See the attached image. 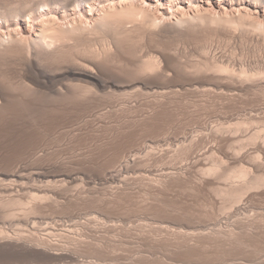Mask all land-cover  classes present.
Masks as SVG:
<instances>
[{
  "label": "rangeland",
  "instance_id": "374dc122",
  "mask_svg": "<svg viewBox=\"0 0 264 264\" xmlns=\"http://www.w3.org/2000/svg\"><path fill=\"white\" fill-rule=\"evenodd\" d=\"M138 2H140V1L139 0L137 2H136V0H127L126 1V3L130 4L131 6L137 4ZM155 2H156V0H155ZM213 9L214 8L210 7L209 8L210 11L208 10L209 13L207 12L205 17H207V18L209 17L210 19H215L218 15H220V13L217 12L218 11L217 9H214V10ZM198 10L202 12V10L200 8L196 9V11H198ZM227 10L228 11L224 12V15H226V17H227V18L223 19L224 21H226L228 19V16H229V19H231L233 16L237 15L236 11H233L229 8ZM230 11H231V13H230ZM180 13L185 14V16L190 15V11L182 10V12H180ZM230 16H232V17H230ZM211 17H213V18H211ZM218 17H220V16H218ZM218 17H217V19H218ZM158 18H159L158 21L163 20V19L160 20V18H161L160 16ZM250 18L253 20L251 21ZM250 18L245 19L244 21L237 23V25L243 23L242 26L241 25L235 26L236 24H234V23L230 24L229 25L230 28L227 25V22L229 24L230 20L229 21L227 20L226 22H224V26L227 25L228 27L227 26H225V27L228 29L224 28L223 23H222V24H220V25H222L221 26L222 28L219 27V28H221V30H219V28H218L219 24H218V26L216 28H217L218 32H221V34H218L217 32H215L216 30L214 31L212 28H211V31L213 30L215 33L211 34V32L209 31L210 30V28H209L207 30V32H206V30H204L202 33H198L195 35L193 34L190 37L189 36L184 37V39L182 37V40L179 39L180 42L178 39L173 40V41L167 39L166 41H163L161 43H159V42L158 43L157 42L151 43L147 39L145 40V38L138 37V35L130 37V40H128V41L126 39H124V41L125 40L126 41L125 42L123 41L120 43L119 50H117V52L115 53V55L117 54L116 58L113 57V60L117 61V62L115 61L116 63L112 62L114 64V67H113L112 63L110 64L112 67L109 65H108L109 67H107V66H105V68L103 67L102 71L100 69V75L102 74V77L105 74L109 75V76H104V78L105 77H106L105 79L113 78L112 80H114L115 78L118 77L115 73H117L118 75L120 73L119 77L115 80L116 81L118 80L119 82H120V79H122L121 82L126 81L124 78H126V76L128 74H126L125 72H127L130 69V65H128L130 63V57H129L130 56V54H129L130 49L132 51L133 50L132 48L134 47L135 48L134 51L137 50L136 52H138L139 57H141L143 59H145V58L147 59L149 57L148 59H150V57L151 58L154 57V55H155L154 52L156 50L159 51L160 45H161L162 49L166 48V47L167 48L171 47L174 49L177 48L176 50L178 52L179 57H181V60L190 66H194L196 63L199 64V63L205 62L209 57H213L215 55L219 58L225 57L224 58L225 60H226V58L228 60H231L233 65H236L235 67L237 70L241 69L239 67H242L243 69H246L248 71L251 70L250 68H253L251 70V73H253V72L255 73L256 70L258 72V71H260L259 68H261V71L264 72V46H263L264 41H261L262 42L261 44L258 41L256 42V40L254 42V40L252 41V39H251L252 36L250 35V37H251L250 38L248 35V34H254V32L256 33V31L259 28H261L260 26L264 23V20H262V18H258L256 16H254V15L252 17L250 16ZM247 20H250V21H247ZM249 22H250V25H253V22H254V26L256 25L255 28H254V26H252V27L250 26V29L247 28L249 26ZM246 23H247V25H245L246 27L243 26ZM258 23L261 24L259 26V28H258V25H259ZM236 27H238L237 29L239 31L236 29ZM240 27H241L242 31L240 30ZM243 27H244V29H243ZM216 28H214V29H216ZM231 28H233L234 30L236 29L238 31V33L243 32L245 34V36H244V34H243V36H241L242 34H237L238 37H235V34L233 33L232 35H234V37L236 38V41H235V38L233 36L232 37L234 39L230 35L228 36V34L224 33V31L227 32ZM252 28H254V30L255 29H257V30L254 31ZM245 29H247V32ZM231 31L232 30H230V32ZM237 31H234V32H237ZM248 32H250V33H248ZM204 33H207V34H204ZM216 33H217V35L214 36ZM257 33L258 34L261 33V30L259 32L257 31ZM0 34H1L0 39L7 38L6 34H2V33H0ZM2 35H4L5 38H4V36L2 37ZM221 35H222V37L224 35V37L222 38ZM205 36H206V38H205ZM240 36L242 38H240ZM131 39L133 40V42ZM137 40H138V42H137ZM129 41H131V42H129ZM246 41H248V42H246ZM208 42H210V44ZM218 42H219V44H218ZM251 42H252V44H251ZM129 43H131V45ZM226 43H227V45H226ZM236 43H238V44L236 45ZM144 44H145V47H144ZM172 44L175 46H172ZM125 45H126V47L127 46L128 47L127 48L124 47ZM162 45H164V46L162 47ZM205 45H206V47H205ZM253 45H254V47H253ZM129 46H131L132 48H129ZM201 48H202V50H201ZM211 48H212V50H211ZM162 49H160V50H162ZM121 50H123V51H121ZM140 50H141V52H140ZM208 50H210V53L206 54L208 52ZM119 51H120V53H118ZM202 51L204 53L206 52L205 53L206 55L205 54L203 55ZM125 52L127 55L125 54ZM139 52H140V55H139ZM220 53H222V54H220ZM123 54H124V57H123ZM141 55L144 57H142ZM119 59H121L122 65H121V61L118 64ZM128 60H129V62H127ZM124 62H125V64H124ZM126 62L128 64H126ZM190 62H192V63H190ZM126 68H127V70H126ZM105 70L110 71V72H112V70H113V72L108 74V72H106ZM129 71H128V73H129ZM111 75H114V76L110 77ZM115 75L117 77H115ZM121 75H123V77ZM129 75H130V73H129ZM129 75L127 77L130 80ZM177 78H178V80H177ZM173 79L174 80L176 79L179 83L177 81L175 82ZM173 79L170 81L168 80L167 85L170 83L169 85L171 86V84L173 82H175L174 85L175 84H181L182 83L181 80L182 81L184 80L180 77H174ZM253 92H255V91L248 92L246 95H243L239 98L238 97H236V98L235 97H233V98L232 97L222 98L219 95H216L215 93H212V94L210 93V94H206V95L201 94L200 95L199 93L197 94V93H193L190 91H186V93H187L186 94L185 91H182V92L177 93L179 96L175 95L176 94L175 92L173 94H171V96H169V98L164 101L165 103L164 102H157L154 99V97L151 95H150L151 97L149 95H148L149 97L146 95V97H148V98H146L145 95H143L144 97H142V95H139V96L134 95V96H136V97H134V96L129 95L130 93H127L129 96L125 95L126 97L124 96L125 97V98L123 97L124 99L121 98L122 99L121 100L119 98L120 100H116L117 98L115 96L111 95L112 96L111 97L110 95H105V97H102L104 94H100L101 96L98 95L99 97L94 96V100H96V101H94L93 97H91V96H89V98H92V99H88V97H84L86 99V102H84L85 101L84 98H81V97H77V98L75 97L74 98V96H70L69 98H67L65 100H60V101H58V100L54 101L53 100L54 102H56L55 103L56 107H55V105H53L54 104L53 101H50L49 102L50 104H48L46 101H43L42 99H40L41 101H39V98H37L38 100L36 98H34L33 99V100H35L34 103L32 100L30 102L32 105L30 103H29V106L27 105L30 108L32 107V110L28 109L27 106H26V109L23 106L22 107L24 109H21L22 107H20V105H17V106L15 105L16 110H14V105H13L12 106L13 109L12 108L11 109L14 112L13 111L6 112L7 113L6 117H3V115L6 114L4 112V114L0 118V163H1L0 167H4V165L6 167L7 165H9L10 162L16 160V158L17 159L20 158L21 154L23 156L25 154L26 148L28 147V144H29V146L31 145L30 147H34L35 144L38 145L42 142H45L46 137H47V142L50 143L49 149L51 151V155H52V153L54 155V156L52 155V157H50V159L48 161L49 162V170L50 171L52 170L51 171L52 174L50 171L49 172H50L51 176L54 174V176H52L53 181L57 180L59 178L58 176H60V178L58 180H60V179L64 180L65 179V181H64L65 183L64 182L59 183L58 184L59 187L58 186L54 187L49 192H46L49 196L45 195V197L47 196V198L50 197L52 199H48L47 201L45 199L46 202L43 200L42 202H45L44 204H41L42 202H39V203L35 202L36 203L35 204L34 201L31 200V198L29 199V197L32 196V194L28 195V197H27V195L26 196H24V195L15 196L16 199L18 197L17 200H19V201H20V199H22L21 205L19 204L20 203L19 202L18 203V205H20L19 208H18V205L16 204L14 206L15 207L14 209H13V207L8 209L7 210L8 212L12 211L11 213H13V214L15 213V215H14V217L12 216V218L11 217L8 218L7 223L5 225H0V226L4 227V230L8 234L14 235V234L19 232L20 234L22 233L23 235H26V236L29 233L34 232V230L36 228L37 229L35 230V232H39V234H41V236L46 235L47 231L45 232V230H47L48 227L49 228L51 227L50 229H52V231L54 229H58L57 231L56 230L53 231V232L56 231L55 233L52 232L54 234V235H52L54 238L51 236L52 240L54 239L55 244H57V245H55L53 242L52 247L55 250L59 251L58 253L60 256H67V257H65V258L61 257L60 258V256L56 257V256H53L50 254H48V256H47V254H37V253L35 255V253L31 254V252L27 253V251H22V250H21V252H20V250L16 251V253L19 252V254H16L15 252H14L15 254H13V252L12 253L11 252L9 253L7 251L5 252V250L3 251V249L0 248V264H134V263L135 264H253V263L255 264L254 259H256V257L254 258V256L256 254H255L254 250L258 249L259 246H261V243L263 245V243H264L263 239H262V241H261V239H254L256 241L255 242V241H252L251 238H247L248 240L246 239L247 240V242H246V240L242 241V238H239V241L236 240V242H233L236 245H234V244L231 245L232 242L230 244V242L228 243V242L223 241L221 239L220 240H217V239L212 240L209 238L207 239V238L201 237L202 241H201V239H199V240L197 239L199 241V244H198V241L193 242L189 239V237L185 236L186 232H188L187 234H190L189 232H191V231L194 232L195 228L198 227L199 225H205L209 228L215 227L217 229V228L221 227V229H223V228L226 229V228H229L231 225L236 224L238 221H241V219L247 220L250 218H252V219L254 218L255 221H257V222L264 221V189L263 188H262L263 190L260 189L261 192L259 191L258 192L259 194L254 192V194L255 195L257 194L258 196L253 195V198H250L251 196L246 197V198H250V199L245 198L248 201H243V202L244 203L248 202V204H247L248 206H246V209H244V208H238V207L233 206L229 202L228 199L226 200L224 198L223 199L217 198V197L215 198V196L211 195V193H210L211 191L209 192V189L207 190V189L203 188L202 186H195L196 184L194 182L191 183V181L189 182V180H188V179H190V180L193 179V181H194L195 178L197 180L199 178L200 180L206 179V181H207V179H208L207 182H209V183L214 182L215 183L214 185H216V186L218 185V188H219V186L225 187L226 183L223 182V180H221V182H220V180L217 178L218 177L217 175H216L217 176L216 178L219 180V182H218V180L216 181V179L214 177L215 175H213L211 177H210V175L206 176L205 172L207 171V169H211V168H215V167H219V169H221L223 171H225L227 168L233 167L231 165L230 161L228 159H226V154H225L227 152L229 146H231L233 149L235 148L238 151H240L239 149L242 148L240 151L241 153L243 152L242 155H246V154L249 155V153L252 154V152H253V154L255 153L254 154L255 156L261 154V153L257 154L256 152H257V149L260 150V148H258V147L262 146V144H263L262 142H264V94L260 93V92L258 93L257 91H256V93H253ZM188 93H190V94H188ZM214 94L216 95V97ZM258 94H261L263 96H261V95L259 96ZM175 96H177V98H173ZM80 98L82 99V100H79V102L82 101V102H80L81 105L78 103L80 106L79 105L77 106V104H74V105L72 104V103L78 102V99H80ZM105 98H107V99H105ZM129 98H131V99H129ZM149 98L150 99L152 98V99L150 100ZM240 98H242V99H240ZM245 98H246V100H245ZM153 99L155 101H153ZM66 100H67V102H66ZM68 100L69 101L72 100V102L68 103ZM90 100L97 105L96 108H95L94 103H92L94 107H91L92 104L90 103L91 102ZM38 101L40 103V106L38 105L39 103H36ZM113 101H114V103H113ZM116 101L121 102L119 104V106H118V102L116 103ZM123 101H124V104H123ZM150 101H151V103L152 102L153 103L151 104ZM41 102H42V104H41ZM44 102H46L47 104ZM64 102H66V103H64ZM83 102L85 103L86 106L88 103L89 107L88 106L86 107ZM109 102H111V103H109ZM125 102L127 105L125 104ZM143 102L145 104L146 103L147 104L145 105ZM155 102H156V104H155ZM253 102H255V103H253ZM62 103L65 104V107L61 106V105H63ZM35 104H36V106L33 107ZM57 104H60V105L57 106ZM107 104H110V105L107 106ZM111 104H113V105H111ZM116 104H117V106H115ZM121 104H122V106H120ZM47 105H49V106H47ZM139 105L140 106L145 105L146 107L145 106L140 107ZM150 105H155V106L151 107ZM37 106L40 109H38ZM41 106H43L42 107L43 109H41ZM82 106L85 109L88 108L90 111H88V109L85 111L84 108L82 110ZM106 106L108 107V109ZM109 106H111L112 108ZM127 106H128V108H127ZM160 106H161V108H160ZM113 107L116 110V112L113 109ZM115 107L116 108L124 107V108H119L123 111V114L126 113V114H124V117H123L122 111L120 112V110L116 109ZM134 107L136 108L135 110H134ZM34 108H36V109H34ZM73 108L76 110H74ZM97 108H99L101 112L99 111V109L96 110ZM129 108L133 109V110H130ZM145 108H148V109L151 108V109L147 110ZM153 108H155V109H153ZM156 108H157V110H156ZM27 109H28V111H27ZM47 109L49 111H47ZM102 109L104 111L107 109V111H105V113H103ZM128 109H129V111H127ZM16 111L17 112L18 111L19 112L24 111L22 113L25 114V112H26V114L24 115V114H21L19 112H18L19 114H16L17 113ZM83 111H85V112H83ZM111 111H113V112H111ZM131 111H132V113L134 111H137V114H141V112L144 111V113H147V115L150 117L147 116L148 118L146 117V119L144 120V123H141L136 128L130 122V119L133 117V115L130 114ZM10 112L11 113L13 112V113L11 114ZM29 112H31V114ZM32 112H33V115H32ZM41 112H42V114H41ZM106 112L109 114H106ZM150 112H151V114H150ZM8 113H10V114H8ZM83 113L84 114L88 113L89 117L86 115L84 116ZM93 113H94V115H93ZM102 113H103V115H102ZM114 113H116V114H114ZM118 114L120 116H118ZM128 114H129V116H127ZM19 115H20V117H18ZM22 115H24V116L22 117ZM96 115H98V116H96ZM121 116L123 117V119ZM127 117L128 118L130 117V119H128L126 121L125 118H127ZM76 119H80V120H76ZM83 119H85V120L83 121ZM118 120H121V121H119L120 124L124 123V122H125V124H122V126H120ZM75 121H80V122L76 123ZM103 122H106V123H103ZM126 122H130V123L127 124ZM145 122H147V123H145ZM166 122H168V123H166ZM258 123H260V124H258ZM126 124H127V126H126ZM139 126H141V127L139 128ZM143 126H144V128H143ZM167 126L168 127L170 126V127L168 128ZM164 127L168 128V129H164ZM209 128H211L212 130H214L215 128L217 130L221 129L219 131L220 132L222 131L221 133H224V135L226 134L225 136H227V137L233 136V138H234V139H232L233 142L228 143V144L219 143V145H218V141L216 143V141L213 140V138L210 136V134H211L210 131H212V130ZM49 129H50V131H48ZM247 129H249V130H247ZM53 130H54V132H53ZM161 130L163 132L164 131L165 132L162 133ZM60 131H62V132H60ZM253 131H254V133H253ZM195 132L198 134H196ZM167 133H168V135H172V136H169L170 138L172 137L171 139L168 137V139L172 140L171 143H169V144L167 143L168 145H166L162 148L157 147L158 145L156 146V144H157L156 141L159 140L162 135H166ZM55 134H56V136H55ZM188 134H189V136L191 134L190 137H192V138L197 137V139L195 141L196 144H194L195 147L193 148V149H195L196 152L200 153L201 152L200 150L202 149V153H203V149H205V150L207 148L210 149V151L207 153V155L202 157L204 159L203 162H204L205 166L203 165L200 168H197L196 170H194V169L191 170V167L188 166L194 160L192 158L193 156H190V159H187L188 161L186 159L183 160V159H179L176 157L178 152L176 153L175 150L179 151L178 149L181 148V146H182L181 141L178 142V139L182 140V136H186V135L188 136ZM193 134H194V136H193ZM247 134L249 136L252 134H256L258 139L256 140L255 144L253 142H250L249 140H247L248 139ZM43 135H44V137H43ZM50 137L53 139H51ZM43 138H44V140H43ZM38 139L41 141H39ZM55 140H57V141H55ZM145 141H146V143H148V145H154L157 148L154 150V152L152 154L153 157H150L151 160L149 159L150 160L149 166H152L151 169H154V170L157 169V171L160 172L164 169L173 168V166H174V168L182 169L180 171H184V174H183L184 176H181L182 178L180 177V179L178 178V181L176 180L174 182L178 188L176 187V185L173 186L174 189H173V187H171L172 189H170V188L166 189L167 187H164L163 188V190H164L163 195H162V193H160L161 196L159 194L158 197L155 195L156 193L152 196L153 193H151L152 192L151 188H149V190L146 188H145L146 189L145 190L142 187L140 188L138 184L142 179L139 180V178L134 179L138 183V184H136L138 189H137L136 185L134 186V190L131 189L133 192L129 189L130 188V167L126 172H123L119 176V180H123V181L127 180L128 181V183H129L128 187L123 186L121 188H117L118 186L120 187L121 184L116 185L115 183H112V184L107 183L105 181V177H104L105 176L104 173L106 170L113 169L112 167L118 168L119 164L118 163H117V165H114V164H116L117 157L123 151L124 147L130 148L131 145H138L140 143H145ZM60 142H61V144H60ZM149 143H152V144H149ZM241 143L243 144V146H241L242 145ZM51 144L54 146H51ZM203 145H204V147H203ZM169 147H170V149H169ZM212 147H214V148H212ZM226 147H227V150H226ZM121 149H122V151H121ZM57 150H59V151H57ZM160 150H162V151H160ZM197 150H199V151H197ZM224 151H226V152H224ZM93 152H94V154H93ZM222 152H224V153H222ZM259 152L260 151H258V153ZM175 154H176V156H175ZM164 156H166V157H164ZM4 158H5V160H4ZM260 158L262 159L261 163L262 162L264 163V156L260 155ZM1 160H2V162H1ZM3 160L5 161V163L7 162L6 163L7 165L4 163ZM175 160H176V163H175ZM35 163L38 166L39 163H40V165H42L43 162L35 161ZM36 164H34V165H36ZM240 165H242V164H237L236 166H240ZM243 165H245V167L249 168V165H247V163H245ZM50 167H51V169H50ZM202 168H204V170ZM252 170H253L254 174H258V173H256V170H254V168ZM54 171H57V172H54ZM220 172H222V171H220ZM203 173L205 175L204 177H206V178H204L203 176H202L203 178L201 177V175H203ZM260 173L264 174L263 171H260ZM67 174H68V176H75V177L77 175L76 178H78L77 179L78 181L70 184L69 182H67L68 180H66ZM71 174H73V175H71ZM157 174H159V173L156 172L155 175H157ZM185 175L187 176L188 179L186 178ZM190 176H193V178ZM210 178L211 179L214 178L212 180L213 182L211 181ZM184 181L186 183L187 182H189V183L186 184ZM216 183H218V184H216ZM63 184H65L64 187L67 188L68 190L67 189L65 190V188L63 187ZM66 185H68V186H66ZM60 186L62 187V191H61ZM212 187L215 188L214 186H212ZM224 187H221V188H224ZM127 188L129 189L128 191H126ZM118 189H120V191L122 189L123 190L125 189L124 193L122 192L123 190L120 192ZM56 190H58V191H56ZM206 190H207V192H206ZM115 191H117V192H115ZM176 191H178V192H176ZM198 192H199V194L197 195ZM44 193H38V196L41 195L44 197ZM51 193H52V196H51ZM147 193L149 196L147 195ZM33 194L36 195V192L35 193L33 192ZM113 194L115 195L114 200L112 198ZM124 194H127V195H124ZM251 194H253V193H251ZM143 196L145 199L143 198ZM8 197H6L5 195H1L0 199L3 198L2 200L7 201V200H9V199H6ZM9 198H11V197H9ZM117 198H118V201H117ZM157 198H158V200H157ZM28 200L31 201L32 203L28 204L27 203ZM49 200H51L52 202ZM54 200H56V201H54ZM147 201L149 202V204ZM55 202H56V204L58 203V205H56ZM224 202L227 204H230L229 206H231V207H227L226 206L227 204H225ZM33 203L35 205H37V203H38V205H40V204L43 205V206H41L42 207L40 210L41 213L38 211L37 212L38 215L36 214V217H38L37 219L34 217L35 216L34 214L30 215V217H29V219L31 218V216L33 218H35V219L31 218L35 224L31 220L29 222L26 221L25 219L28 218V216L26 215V213H24V211L27 212L29 205L31 206ZM52 203H53V205H52ZM220 203H221V205H224L228 209L226 208L224 211L218 210L220 207ZM23 205H24L25 209L27 208L26 210L24 209ZM213 205H214V207H213ZM57 207H59V208H57ZM42 210H43V212H42ZM245 212H247V213H245ZM24 216H26V218ZM259 218H260V220H259ZM261 218H263V219H261ZM232 223H234V224H232ZM6 225H8V226H6ZM167 226L169 228H167ZM57 232H59V233H57ZM142 232H144V233H142ZM167 232H169V233H167ZM181 232H183V233L185 232L184 233L185 235H183V233H181ZM172 233L175 236V237L173 236V238L175 240L166 241L167 236H169ZM177 233H178V237H177ZM180 233L182 236L179 235ZM138 234H140V235H138ZM160 235H161V237H160ZM141 237H142V239H141ZM143 239H145V241ZM151 239L153 240V242H151L152 241ZM164 240H165V242H164ZM181 240H183V241L181 242ZM188 240H189V242H188ZM204 240H206L207 242ZM209 240H211L210 241L211 243L209 242ZM175 241H176V243H174ZM214 241L219 242L220 244H218V243L215 244ZM186 242L188 245L186 244ZM168 243H170V244H168ZM189 243L191 245L192 244L193 245L191 246ZM196 243L198 246L196 245ZM227 243H228V245H227ZM248 243L251 245H249ZM173 244L174 245L178 244L180 248L177 247L178 245L174 246ZM200 245H202V246L200 247ZM229 245L232 247H230ZM242 245H243V247H242ZM172 246H174V247H172ZM181 246H182V248H181ZM186 246H187V248H185ZM207 246H208V248H207ZM204 247L206 250H203ZM254 247H258V248L253 249ZM246 248H248V249H246ZM59 249L62 250L66 254H68L69 252L70 253L68 255H61L63 252L60 251ZM251 249L253 252L251 251ZM22 252H23V254H22ZM42 255H45V256L42 257ZM136 261H138V262H136ZM252 261H253V263H251ZM262 264H264V263H262Z\"/></svg>",
  "mask_w": 264,
  "mask_h": 264
},
{
  "label": "bare ground",
  "instance_id": "6f19581e",
  "mask_svg": "<svg viewBox=\"0 0 264 264\" xmlns=\"http://www.w3.org/2000/svg\"><path fill=\"white\" fill-rule=\"evenodd\" d=\"M126 1L127 0H0V33L7 35V38H5L4 35H2V37L4 36L5 39H0V118L4 114V112L6 113V112H9V111H13L12 110L13 109L12 108L13 105H14V110H16L15 109V105L16 106L20 105V107L23 106L26 109V106L27 105L29 106V103L34 98H36V99L39 98V101H41L40 99H42L43 101H46L48 104H50L49 103L50 101H53V100L54 101L55 100H58V101L65 100V99L69 98L70 96H74V98L75 97L76 98L77 97H81V98L88 97V99H92V98H89V96H91V97H93V100H94V96H98L100 94H104L102 97H105V95L115 96L117 98L116 100H120L125 95H128L127 93H130L129 95H131V96L142 95V97H144L143 95H145V97H146V95L147 96L151 95V96L154 97V99L157 102H164L174 92L176 93L175 95H178L177 93L182 92V91H185V93H186V91H190V92L197 93V94L199 93L200 95L201 94H203V95L205 94L206 95V94H210V93L211 94L215 93L216 95H219L222 98H229V97H232V98L233 97H235V98L238 97L239 98V97H241L243 95H246L248 92H251V91H255L253 93H256V91H257L258 93L260 92V93L264 94V72L261 71V68H259L260 71L257 72V70H256L255 73L254 72L251 73V70L253 68H250L251 70L248 71L246 69H243L242 67H239L241 69L237 70L236 67H235L236 65H233L231 60H228L227 58L225 60L224 59L225 57L224 58L223 57L219 58V57H217L215 55L214 56L212 55L213 57H209L207 60L205 59L206 60L205 62L201 61L202 63H199V64L196 63L197 65L195 64L194 66H190V65H187L185 62H183L181 60V57H179L178 52L176 50L177 48L174 49V48H171V47L168 46L169 48L166 47V48L162 49L161 45H160V49H162V50H160V49H159V51L156 50L154 52V54H155L154 57H152V58L150 57V59H148L149 57L147 59L146 58L143 59V58L139 57L138 56V52H136L137 50L134 51L135 48L134 47L132 48L131 46H129V48L133 49L132 51L130 49V53H129L130 54V56H129L130 57V63L129 64L127 63V62H129V60L126 62V64L130 65V69H129L130 71L128 70L130 75H129L128 71L125 72V73L130 76V80L127 77L128 76L127 75L126 78H124L126 81H122L121 82L122 79H120V82L118 80H117L118 81L117 82L115 79H117L119 77L120 73L118 75L115 72L114 73L118 77L115 75V77H117V78H115L114 80H112L113 78L110 79L109 77H108L109 79H105L106 77L104 78V76H109V75L105 74L103 77H102V74L100 75V69L102 71L103 67L104 68H105V66L109 67V66H111L110 64L112 62L116 61V60L115 61L113 60V57L116 58L117 54L115 55V53L117 52V50H119L120 43L123 42L124 39H126L128 41V40H130V37L138 35V37L145 38V40L147 39L151 43L152 42L161 43L163 41H166L167 39L168 40H172V41L173 40H177V39L178 40L179 39L182 40V37L184 39V37H187V36L190 37L193 34L195 35V34H198V33H202L204 30H206V32H207V30L209 28H210L209 31L211 32V34L215 33V32H217L218 34H221V32H218L216 27L218 26V24H219L218 28L221 27L222 25H220V24H222V23H223V26H224V22H226L227 20L228 21L230 20L229 24L227 22L228 26L230 24H233V23L236 24L235 26H238V25L242 26L243 23L238 24V25H237V23L238 22H242L245 19H249L250 16L252 17L253 15L258 17V18H262V20H264V0H158V1L156 0V2H155V0H139L140 2H138L137 4L132 5V6L130 4H128V3H126ZM137 1L138 0H136V2ZM210 7L218 10L217 12L220 13V15H218L220 17L217 16L218 19H217V17L215 19H210L209 17L208 18L205 17V15L207 14V12H208ZM199 8L202 10V12L199 11V10L196 11V9H199ZM228 8L233 10V11H236L237 15L233 16V17L230 16V17H232L231 19H229V16H228V19L226 21H224L223 19L227 18L226 15H224V12L228 11L227 10ZM182 10L190 11V15H186L185 16V14H181L180 12H182ZM230 13H231V11H230ZM159 16L161 17L160 20L161 19H163V20L158 21L159 20V18H158ZM211 18H213V17H211ZM252 20L253 19H251V21ZM247 21H250V20H247ZM227 25H225V26H227ZM245 25H247V23L244 24L243 26H245ZM260 25L261 24L258 25V28H259ZM225 26H224V28H226ZM250 26L251 27L254 26V22H253V25H250V22H249V26L247 28L250 29ZM255 26H254V28H255ZM260 27L261 28H259L258 30L257 29L254 30V28H252V29L254 31L257 30L258 32L261 30V33L258 34L257 31H256V33L254 32V34H248V33L251 32L250 31L247 34L249 35V37H250V35L252 36V38L250 37L252 39V41L254 40V42H255V40H256V42L258 41L261 44L262 43L261 41H264V23ZM211 28L214 31L215 30L216 31L214 32L212 30L213 31L212 32ZM214 28H216V29H214ZM221 28H219V30H221ZM229 28H230V26H229ZM237 28L238 27H236V29ZM226 29H228V28H226ZM236 29L234 30L233 28H231L230 30L237 31L238 29L237 30ZM243 29H244V27H243ZM230 30H228L227 32L224 31V33L228 34V36L230 35L231 37L232 36L234 37V35H232L233 33L235 34V37H238L237 34H242L241 36H243V34H244L243 32L242 33H240V32L238 33L239 30L237 32H234V31L230 32ZM240 30L242 31L241 27H240ZM245 30L247 32V29H245ZM217 33L214 36H216ZM204 34H207V33H204ZM241 36H240V38H242ZM244 36H245V34H244ZM221 37H222V35H221ZM223 37H224V35H223ZM205 38H206V36H205ZM235 41H236V38H235ZM129 42H131V41H129ZM132 42H133V40H132ZM137 42H138V40H137ZM179 42H180V40H179ZM246 42H248V41H246ZM208 43L210 44V42H208ZM129 44L131 45V43H129ZM218 44H219V42H218ZM237 44L238 43H236V45ZM251 44H252V42H251ZM226 45H227V43H226ZM163 46L164 45H162V47ZM172 46H175V45L172 44ZM124 47H126V45ZM144 47H145V44H144ZM205 47H206V45H205ZM253 47H254V45H253ZM201 50H202V48H201ZM211 50H212V48H211ZM121 51H123V50H121ZM140 52H141V50H140ZM140 52H139V55H140ZM118 53H120V51ZM205 53L203 52V55ZM209 53H210V50H208V52L206 54H209ZM125 54H126V52H125ZM220 54H222V53H220ZM123 57H124V54H123ZM142 57H144V56H142ZM120 61H121V59H119L118 64L120 63ZM190 63H192V62H190ZM124 64H125V62H124ZM112 65L114 67L113 63H112ZM121 65H122V61H121ZM126 70H127V68H126ZM106 72H108V74H109V73H112L113 70H112V72H110V71H106ZM123 75H121V76L123 77ZM112 76H114V75H111L110 77H112ZM174 77H180V78L184 79L185 81L183 80L184 81L183 82L181 80V82H182L181 84H175L174 85V83L178 80V78H177V80L176 79L174 80L173 79ZM172 79L175 82L172 81L173 83L171 82L172 83L171 86L169 85L170 83L168 82L169 84L167 85V81L168 80L170 81ZM188 94H190V93H188ZM216 95H215V97H216ZM258 95L260 96L261 94H258ZM261 96H263V95H261ZM134 97H136V96H134ZM148 97H146V98H148ZM81 98L78 99V102L72 103V104L73 105L77 104V106H78L80 104V102H82V101L79 102V100H82ZM173 98H177V96H175ZM105 99H107V98H105ZM129 99H131V98H129ZM154 99H153V101H155ZM240 99H242V98H240ZM84 100H85L84 102H86L85 98H84ZM245 100H246V98H245ZM34 101L35 100H33V103H34ZM39 101L36 102V103H39ZM94 101H96V100H94ZM46 102H44V103H46ZM66 102H67V100H66ZM66 102H64V103H66ZM69 102H72V100L71 101L68 100V103ZM117 102H118V106H119V104L121 102L116 101V103ZM55 103L56 102H54L53 105H55V107H56ZM90 103L92 104L94 102L91 101ZM109 103H111V102H109ZM113 103H114V101H113ZM150 103H151V101H150ZM253 103H255V102H253ZM41 104H42V102H41ZM123 104H124V101H123ZM125 104H126V102H125ZM155 104H156V102H155ZM38 105L40 106V103ZM58 105H60V104H57V106ZM84 105H85V103H84ZM108 105H110V104H107V106ZM111 105H113V104H111ZM145 105H143V106H145ZM35 106H36V104L33 107H35ZM43 106H41V109H43L42 108ZM47 106H49V105H47ZM61 106L65 107V104H63ZM87 106H88V103H87ZM96 106L97 105L95 104V108H96ZM115 106H117V104ZM120 106H122V104ZM143 106H140V107H143ZM150 106L152 107V106H155V105H150ZM23 107L21 109H24ZM91 107H94L93 104H92ZM109 107H111V106H109ZM124 107H119V108H124ZM135 107H134V110L137 108V107L136 108ZM37 108H38V106H37ZM83 108L84 107L82 106V110H83ZM119 108H116V109H119ZM127 108H128V106H127ZM160 108H161V106H160ZM28 109L32 110V107L31 108L28 107ZM28 109H27V111H28ZM34 109H36V108H34ZM38 109H40V108H38ZM87 109L88 108H86L85 111ZM98 109L99 108H97L96 110H98ZM107 109H108V107H107ZM107 109L105 111H107ZM113 109H114V107H113ZM129 109L127 111H129ZM145 109L150 110L151 108L150 109L145 108ZM153 109H155V108H153ZM74 110H76V109H74ZM119 110H120V112L122 111L121 109H119ZM130 110H133V109H130ZM156 110H157V108H156ZM24 111H21V112L18 111V112L21 113V114H24V113H22ZM47 111H49V110L47 109ZM85 111H83V112H85ZM88 111H90V110L88 109ZM99 111H100V109H99ZM102 111H103V113H105V111L103 109H102ZM113 111H111V112H113ZM18 112L16 114H19ZM115 112H116V110H115ZM10 113H8V114H10ZM29 113L31 114V112H29ZM88 113H85V114L83 113V114H84V116L85 115L88 116ZM103 113H102V115H103ZM25 114H26V112H25ZM41 114H42V112H41ZM106 114H109V113L106 112ZM114 114H116V113H114ZM119 114H118V116H120ZM122 114H123V111H122ZM124 114H126V113H124ZM124 114H123V117H124ZM130 114H132L133 117L131 119H130V117L129 118L127 117L125 119H126V121L128 119H130V122L136 128L141 123H144V120L148 116L147 113H144V111H142L141 114H137V111H134L133 113L131 111ZM150 114H151V112H150ZM4 115H3V117H6L7 113L4 114ZM24 115H22V117ZM32 115H33V112H32ZM93 115H94V113H93ZM98 115H96V116H98ZM127 116H129V114ZM18 117H20V115ZM123 117H122V119H123ZM148 117H150V116H148ZM76 120H80V119H76ZM84 120L85 119H83V121ZM119 121H121V120H118V122ZM75 122L78 123L80 121H75ZM130 122H126V123L128 124ZM103 123H106V122H103ZM145 123H147V122H145ZM166 123H168V122H166ZM119 124H120V122H119ZM122 124H125V122L121 123L120 126H122ZM127 124H126V126H127ZM258 124H260V123H258ZM140 127L141 126H139V128ZM143 128H144V126H143ZM168 128L164 127V129H168ZM50 129L48 131H50ZM209 129H211V128H209ZM215 129L214 130L211 129L212 131H210L211 132L210 136L213 138V140L216 141V143L218 141V145H219V143L228 144V143H232L233 142V140H232V139H234L233 136L227 137V136H225L226 134L224 135V133H221L222 131L221 132L219 131L221 129H218V130L217 129L215 130ZM247 130H249V129H247ZM53 132H54V130H53ZM60 132H62V131H60ZM164 132L162 131V133H164ZM253 133H254V131H253ZM196 134H198V133H196ZM55 136H56V134H55ZM169 136H172V135H168V133L166 135H162L161 138L156 141V143H157L156 146L158 145L157 147L162 148V147L168 145L169 143H171L172 140H170V139L172 137L170 138ZM190 136H191V134H190ZM190 136L188 134V136L187 135L186 136H182V140L178 139V142L181 141V143H182L181 145L182 146H181V148L178 149L179 151L175 150L176 153L178 152L177 156H176V154H175V156L177 158L183 159V160L184 159H186V160L190 159V156H193L192 158L194 160L192 159L193 161L188 166L191 167V170L192 169L196 170L197 168H200L201 166L204 165V162H203L204 159L202 157L207 155V153L210 151V149H208V148L206 150L203 149V153H202V149L200 148L201 149L200 150L201 154L199 152H196L195 149H193V148L195 147L194 144H196L195 141H196L197 137L196 138H192ZM193 136H194V134H193ZM43 137H44V135H43ZM168 137L170 139H168ZM51 139H53V138H51ZM257 139L258 138H257L256 134H252L250 136L248 135V139L247 140H249L250 142H253L255 144ZM43 140H44V138H43ZM39 141H41V140H39ZM55 141H57V140H55ZM262 143H263L262 146L258 147V148H260V150L257 149L256 153L257 154L261 153L260 155L264 156V142H262ZM49 144L50 143L47 142V137H46L45 142H42V143H40L38 145L35 144L34 147H30L31 145L29 146V144H28V147L26 148L25 154L23 153L24 154L23 156L21 154V157L18 158V159L16 158V160H14V161L11 160L12 162H10L9 165L6 164L7 162L5 163V161H4L5 158H4L3 161H4V163L7 166L5 167V165H4V167H0V197H1V195H5L6 197L9 196L11 198H9V197L6 198V199H9L7 201L6 200H2L3 198L0 199L1 200L0 201V225H5L7 223V219L8 218H10V217L12 218V216L14 217L15 213L14 214L11 213L12 211L8 212L7 211L8 209H10L12 207L14 209L15 208L14 206L16 204L18 205L19 202H20L19 204L21 205V202H22L21 200L22 199H20V201H19V200H17L18 197L16 199L15 196H21V195L26 196L27 195V197H28V195L32 194V196H30L29 199L31 198V200L34 201V203L35 202L39 203V202H42L43 200L45 201V199L47 201L48 199H52V198H50V197L47 198V196H49V195L46 192H49L50 190H52V188L57 187L59 183H63L65 181V179L64 180L63 179L58 180L60 178V176H58L59 178L57 180L53 181L52 176H54V174L51 176V174H52L51 171L52 170L51 171L49 170V162H48L50 157H52L53 153L51 155V151L49 149ZM60 144H61V142H60ZM149 144H152V143H149ZM51 146H54V145L51 144ZM241 146H243V144ZM154 147H155L154 145H148V143H146V141H145V143H140L138 145H131L130 148L129 147H124L123 151L121 149L122 152L118 155V157L116 156L117 157V161H116V164H114V165H117V163H118L119 166H118V168L112 167L113 169H109V170L105 171V173H104L105 181L107 183H110V184H112V183H115L116 185L117 184L118 185L121 184L120 187L118 186L117 188H121L123 186L128 187V185H129L128 181L127 180H124V181L123 180H119V176L123 172H126L129 169V167H130V188H129L130 190L131 189L134 190V186L136 184H138L137 181H135L134 179H138V178H139V180L142 179L139 182V184H138L139 187L140 188L142 187L143 189L146 188L148 190H149V188H151V190H152L151 193H153L152 196L155 193H156L155 195L157 197H158V195L160 193H162V195H163V191H164L163 188L164 187H167L166 189H168V188L172 189L171 187L176 185L174 182L176 180L178 181V178L180 179L181 176H184L183 175L184 171H180L182 169L174 168V166H173V168L164 169V170H162L160 172L157 171V169H155L156 171L154 169H151L152 166H149L150 165V160H151L150 157H153L152 154H153L154 150L157 149L156 147L155 148ZM203 147H204V145H203ZM212 148H214V147H212ZM169 149H170V147H169ZM241 149H239V150L241 151ZM226 150H227V147H226ZM57 151H59V150H57ZM160 151H162V150H160ZM197 151H199V150H197ZM240 151L236 150L235 148L233 149L231 146L228 147L227 152L224 151V152H226L225 153L226 154V159H228L230 161V163H231V165L233 167L230 166L231 168H227L225 171L219 169V167L207 169V171L205 170L206 171L205 172L206 176L210 175V177H211V176L215 175L214 177H215L216 181L218 179L220 180V182H221V180H223V182L226 183V184L224 183L225 187L224 186H219V188H218V185L217 186L214 185L215 183L212 181L214 178L213 179L210 178L213 183H209V182H207L208 179L206 181V179L205 180L204 179L200 180L198 178V180H197L195 178L194 181H193V179L190 180V179L187 178V176H186L187 174L185 176L189 180V182L190 181H191V183L194 182L196 184L195 186H202L203 188H205L207 190L209 189V192L211 191L210 192L211 195L215 196V198L217 197V198H221V199L224 198L226 200L228 199L229 202L233 206L238 207V208L246 209V206H248L247 205L248 202L244 203L243 201H248L246 199L253 198V195H255L254 192L259 194L258 192L259 191L261 192L260 189H262V188L264 189V187H263L264 186V174L260 173V171L264 172V163L263 162L261 163L262 159L260 158V155H256L255 156L254 155L255 153L253 154V152H252L253 155L251 153H249V155H247L246 153H245L246 155H242L243 152L241 153ZM258 151H260V152L258 153ZM224 152H222V153H224ZM93 154H94V152H93ZM164 157H166V156H164ZM35 161H41L43 163H42V165H40V163H39V165L37 166ZM1 162H2V160H1ZM33 163L36 164V165H34ZM175 163H176V160H175ZM245 163H247V165H249V168H247V167H245V165H243ZM237 164H242V165L236 166ZM51 167H50V169H51ZM250 167L252 169L254 168V170H256V173H258V174H254L253 170ZM202 169L204 170V168H202ZM219 170L222 171V172H220ZM49 171L51 172V174H50ZM54 172H57V171H54ZM156 172H158L159 174L155 175ZM68 174L66 176L67 177L66 180H68L67 182H69L71 184V183H75L76 181H78L77 180L78 178H76L77 175L75 177V176H68ZM71 175H73V174H71ZM202 176L203 177L205 176L204 173H203V175H201V177ZM190 177L193 178V176H190ZM204 178H206V177H204ZM219 180H218V182H219ZM189 182H187V183H189ZM216 184H218V183H216ZM64 185L65 184H63V187H64ZM66 186H68V185H66ZM212 186H214L215 188H213ZM136 187H137V185H136ZM176 187H177V185H176ZM221 187H224V188H221ZM66 189L67 188H65V190ZM129 189L127 188L126 191H128ZM137 189H138V187H137ZM173 189H174V187H173ZM118 190L120 191V189H118ZM124 190L122 191L123 193H124ZM207 190H206V192H207ZM56 191H58V190H56ZM61 191H62V187H61ZM117 191H115V192H117ZM33 192L34 193L36 192V195H34ZM176 192H178V191H176ZM38 193H44V197L41 196L40 194H39L40 196H38ZM251 193H253V194H251ZM198 194H199V192L197 193V195ZM45 195H47V196L45 197ZM124 195H127V194H124ZM147 195H148V193H147ZM51 196H52V193H51ZM114 196L115 195L113 194V197H112L113 200H114ZM160 196H161V194H160ZM246 197H250V198H246ZM143 198H144V196H143ZM157 200H158V198H157ZM49 201H51V200H49ZM54 201H56V200H54ZM117 201H118V198H117ZM45 202H42L41 204H44ZM27 203L30 204L32 202L28 200ZM38 203H37V205H35L36 204L35 203L34 205L32 204L33 206L32 205L31 206L29 205V207L27 206L28 207L27 212L24 211V213H26V215L28 216V218H26V216H24L26 218V219L24 218L26 221H28V222L30 220L32 221V219H31V218H33L32 216L29 219L30 215H32V214L35 215L34 217L36 219L38 218V217H36V214H37L38 211L41 213V211H40L41 208H42L41 206H43L41 204L38 205ZM55 204H56V202H55ZM148 204H149V202H148ZM225 204H227V203H225ZM20 205H18V208H19ZM24 205H23V207H24ZM52 205H53V203H52ZM56 205H58V203ZM229 205L230 204H227L226 206L227 207H231ZM213 207H214V205H213ZM227 207H225L224 205H221V203H220V207H219L218 210L224 211ZM57 208H59V207H57ZM24 209H25V207H24ZM42 212H43V210H42ZM245 213H247V212H245ZM35 218H33V219H35ZM261 219H263V218H261ZM259 220H260V218H259ZM232 224H234V223H232ZM6 226H8V225H6ZM50 228L48 227L47 230H45V232L47 231L45 236H43V235L41 236V234H39V232H35V230L37 228L34 230V232L29 233L30 235L28 234L26 236V235H23L22 233L20 234L19 232H18L19 234L16 233L14 235L8 234L4 230V227L0 226V248L3 249V251L5 250V252L6 251L9 252V253L13 252V254H15L16 251L20 250V252H21V250H22V251H27V253L31 252V254L35 253V255L37 253V254H47V256H48V254L56 256V257L60 256L59 253H58L59 251L55 250L52 247L53 242L55 244L54 239L52 240V237H53L52 235H54L53 233H55L58 229H54L56 231L53 232L54 230L52 231V229H50ZM167 228H169V227L167 226ZM57 233H59V232H57ZM142 233H144V232H142ZM167 233H169V232H167ZM181 233H183V232H181ZM181 233L179 235H181ZM184 233H183V235H185ZM187 233L188 232H186L185 236L189 237V239L191 241H193V242L194 241H198L199 239H201V237H204V238H207V239L209 238V239H212V240H215V239L220 240L221 239V240L226 241L228 243L230 242V244L232 242L231 245H233L234 244L233 242H236V240L239 241V238H242V241H245L247 238H251L252 241H255L254 239H261V241H262V239L264 240V221L257 222V221H255L254 218L253 219L250 218V219H247V220H242L241 219V221H238L236 224L231 225L229 228H226V229H224V228L221 229V227L217 228V229L215 227L214 228H209V227H207L205 225H199L198 227L195 228L194 232L191 231V232H189L190 234H187ZM138 235H140V234H138ZM173 236H174L173 233L170 234L169 236H167L166 241L175 240L173 238ZM160 237H161V235H160ZM177 237H178V233H177ZM141 239H142V237H141ZM143 240L145 241V239H143ZM247 240H246V242H247ZM182 241L183 240H181V242ZM201 241H202V239H201ZM204 241H206V240H204ZM210 241L211 240H209V242ZM151 242H153V240ZM164 242H165V240H164ZM188 242H189V240H188ZM174 243H176V241ZM216 243L220 244L219 242H215V244ZM228 243H227V245H228ZM168 244H170V243H168ZM186 244H187V242H186ZM198 244H199V241H198ZM55 245H57V244H55ZM177 245L178 244H176L174 246H177ZM196 245H197V243H196ZM234 245H236V244H234ZM249 245H251V244H249ZM174 246H172V247H174ZM201 246L202 245H200V247ZM177 247H179V245ZM205 247H204L203 250H206ZM230 247H232V246H230ZM242 247H243V245H242ZM181 248H182V246H181ZM185 248H187V246ZM207 248H208V246H207ZM255 248H258V247H254L253 249H255ZM246 249H248V248H246ZM60 251H62V250H60ZM251 251H252V249H251ZM254 251H255V254H256L254 256V258L256 257V259H254L255 260L254 261L255 264L264 263V243H263V245L261 243V246H259V248L254 250ZM16 254H19V252H17ZM22 254H23V252H22ZM68 254L63 252L61 255H68ZM43 256H45V255H42V257ZM61 257L65 258L67 256H60V258ZM136 262H138V261H136ZM251 263H253V261Z\"/></svg>",
  "mask_w": 264,
  "mask_h": 264
}]
</instances>
